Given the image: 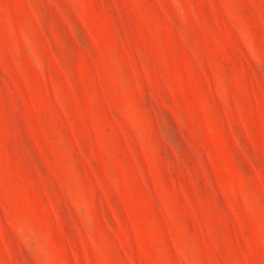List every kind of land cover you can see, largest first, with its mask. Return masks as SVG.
Returning <instances> with one entry per match:
<instances>
[{"label":"rangeland","instance_id":"obj_1","mask_svg":"<svg viewBox=\"0 0 264 264\" xmlns=\"http://www.w3.org/2000/svg\"><path fill=\"white\" fill-rule=\"evenodd\" d=\"M0 264H264V0H0Z\"/></svg>","mask_w":264,"mask_h":264}]
</instances>
